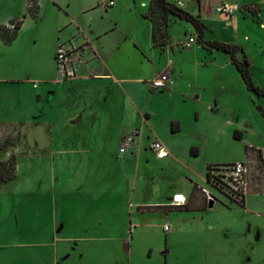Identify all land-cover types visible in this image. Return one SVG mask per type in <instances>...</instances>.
<instances>
[{
  "label": "crops",
  "instance_id": "obj_1",
  "mask_svg": "<svg viewBox=\"0 0 264 264\" xmlns=\"http://www.w3.org/2000/svg\"><path fill=\"white\" fill-rule=\"evenodd\" d=\"M169 1L176 3L182 1L181 7L198 15L204 21L208 26L206 39L233 43L242 48L239 37L241 18L251 14L260 20V14L264 11V0ZM35 2L39 4L36 18L28 12L29 0H0V27L2 25L9 27L13 21L22 20L18 34L12 42L5 43L1 36L0 41L3 46H17L20 51L19 59L33 69L38 66L45 68L48 64L57 68L55 53L60 42L72 41L83 46L82 58L87 64L81 66L75 78L58 81L59 73L58 69L57 71L55 69L39 84H32L37 108L42 110V114L54 107L58 108L66 131L75 123L82 125L90 122L89 120L96 125L99 123V116L105 117L108 120L106 122L110 124L115 123L117 117L122 118L118 119L117 125L122 122L124 114L130 112V102L135 106L134 95L124 87L130 82L149 83V89L153 91L151 95L157 96L165 89L154 88L151 80L161 73H170L174 84H182L184 76L187 79L190 77L186 74L189 69L184 60L169 57L178 49H185L178 45L182 38L179 37L182 35L176 37V44L173 45L172 28L175 23L186 21L173 20L168 27L169 43L163 48L155 47L153 24L145 15L149 10L150 0H116L115 5L107 10L98 6V0H35ZM223 3L238 6L239 9L231 15L217 12V6ZM243 9L246 11L242 12ZM188 25L196 37L194 28L190 23ZM189 36L185 32L183 38ZM195 43L201 50H205L201 44ZM152 63L158 66V72L144 78L141 75L143 69ZM190 82L192 86L196 83ZM67 95H71L74 102L70 108L63 105ZM189 95L194 102L201 97L197 91ZM106 99L121 107L117 117L112 113V109L110 110L111 103L100 112L95 108L97 102ZM127 102L129 104L126 106ZM192 112L194 122H199L201 120L199 111L194 108ZM134 115L135 122L132 126L136 130H139L138 122L141 118L145 122L153 119L152 113L138 106ZM168 121L169 131L161 134L156 132L151 138V142L156 138L160 139L168 154L159 158L151 148L150 150L158 159L166 158L182 165L188 184L180 186L178 180L169 182L167 184L169 190H164L158 197L150 198L151 200H144L142 191L138 193L135 191V186L141 178L138 173L140 159L131 146L124 153L106 152L105 158L101 159L99 149L103 148L102 144L85 145L86 143H79L76 139L60 143L54 135L53 121H43L51 126L53 134L51 141L54 145L47 151L51 155V164L60 166L58 167L60 174L56 177L57 172L54 171L51 178L39 179L34 176L31 179L32 183H35L33 187L36 185L38 189L33 194L34 190H26L24 194L26 192L28 196L26 198L32 199V206L27 208L32 210L29 216L32 224L26 228L27 240L12 244L14 247H26L27 250L24 256H0V263L24 261L25 264H142L139 256H132L131 246L134 239L141 235L138 229L147 215H162L165 231L170 230L169 223H172L167 220H172L174 216L203 218L204 212L218 205V202L208 205L202 192V188L211 190L207 176L208 166L230 160H243L242 158H247L248 154L245 151L244 154L231 158L221 156L225 155L226 143L224 135L214 125L191 133L185 132L179 119L169 118ZM118 132L121 144L127 133L121 132V128ZM235 132L239 136L238 139L245 141L246 145L256 150L261 149L254 142L248 141L246 130L237 127L232 130L228 144L237 141ZM201 140L204 145L201 144ZM180 145L183 154L176 148ZM220 148L224 151L219 154ZM262 152L264 157V150ZM67 154L70 157L66 158ZM114 156L127 167L114 169L112 167L115 164ZM57 157V163H52V159L55 160ZM31 158L26 154L25 159ZM132 159L136 161V169L129 172ZM20 161L19 158V167ZM198 161H201V165ZM70 162H73L74 167L66 169V164ZM83 163L84 166L96 168L82 167V171L79 172L75 165ZM18 177L19 173L15 179ZM258 185L260 187L253 186L256 194L246 196L243 204L223 201L217 208L246 218L250 215L264 217V213L257 210L255 204L249 205L251 197H263L264 169L263 178ZM174 194L185 195L186 203L171 204ZM98 205L101 207H97ZM29 220L27 218V222ZM133 223L136 225L133 226ZM165 225H169L168 230L165 229Z\"/></svg>",
  "mask_w": 264,
  "mask_h": 264
},
{
  "label": "rangeland",
  "instance_id": "obj_2",
  "mask_svg": "<svg viewBox=\"0 0 264 264\" xmlns=\"http://www.w3.org/2000/svg\"><path fill=\"white\" fill-rule=\"evenodd\" d=\"M29 3L31 6L35 4V0H29ZM245 11L242 10V12ZM260 17L259 20L250 14L241 18L239 37L244 53L252 63L254 82L264 86V25H261L264 23V11ZM185 32L188 36H194L187 22H178L173 25V45L176 44V37L182 35L179 38H183ZM244 53L240 52L238 57L243 58ZM19 57L20 51L17 46H3L0 41V144H7L6 147L0 149V161L15 154L17 173H19L18 179L0 182V256H24L27 250L26 247H14L12 244L27 240L26 228L31 227L32 224L29 220L32 210H27L32 206V199L26 198L28 197L26 192L24 194L26 190H34L33 194L38 189L36 185L33 187L35 183L33 184L31 179L34 176L39 179L51 178L53 175L51 173L54 171V173L57 172L56 177L60 174L58 173L60 166L51 164V155L47 151L54 145L51 141L53 136L51 126L43 121H53L54 135L60 143L64 141L68 143L76 139L79 143H86L85 145L102 144L101 148L103 147L104 150L99 149V153L102 154L101 159L105 158L106 152L119 153L121 144L118 131L121 128V132L127 133V136L122 139L131 136L130 146L139 155L138 173L142 179H139L135 191L136 193L142 191L144 200L156 198L164 190H169L170 187L167 184L174 180H178L180 186L188 184V178L183 174L182 165L166 158L158 159L150 150L153 134L169 131V118L179 119L183 123L185 132L195 133L196 130L210 125L216 126L224 135V143H226L225 151L221 148L219 150V154L224 151L225 155H221L223 157L231 158L234 155H242L246 151V142L238 138L231 144L227 143L235 127L246 130L248 141L254 142L264 150V115L256 109L255 104V101H258L264 106V98L259 99L247 89L226 53L201 50L196 43L185 49H178L169 57L173 59L179 57L187 63L189 72L187 70L186 74L190 77L188 79L185 76L182 77L184 84H169L163 88L165 91L161 95L152 96L153 91L149 89V83L130 82L124 87L134 95L135 106L130 102L134 111L130 107L129 114H124L122 122L117 125L118 119H122L117 117L121 107L107 99L100 100L95 108L100 112L111 103L110 110L112 109V113L117 117L115 123L110 124L106 122L108 120L105 117L99 116L98 124H92L91 120L82 125L75 123L69 131L63 127L62 114L58 108L54 107L42 114L33 96L32 84H39L46 75L54 72L55 69L57 71V68L48 64L45 68L38 66L33 69ZM80 69L81 67L78 71ZM156 72H158V66L152 63L143 69L141 75L148 78ZM75 76L65 78L58 74L57 80L69 81ZM190 81L196 83L193 82L192 86ZM196 91L201 97L194 102L189 94H195ZM72 92L74 93V89ZM65 103L63 105L68 108L73 105L71 95H67ZM128 104L129 102L126 106ZM137 106L153 115L150 122L140 119L139 132H136L133 127ZM194 108L200 113L199 122H194L192 112ZM201 144L204 145L202 140ZM176 148L183 154L181 145ZM26 154L32 157L31 160L25 159ZM247 154L252 168V182L247 194L250 196L256 194L253 186L260 187L258 184L263 178V167H261L263 161L260 152L256 149H250ZM68 157L70 155L67 154L66 158ZM19 158L20 167L18 166ZM57 160L58 157L55 160L52 159V163H57ZM114 162L115 164L112 165L114 169L121 166L122 168L127 167L115 156ZM130 163L129 172H134L135 159L130 160ZM198 163L201 165V161ZM72 164L73 162L66 164L65 168H73ZM84 165L83 163L75 167H78L79 172L82 171V167L96 168V166ZM262 194L263 197H251L249 205L255 204L257 210L264 213V192ZM218 196L229 201L224 196L219 194ZM219 203L212 210L204 212L203 218L202 216L199 218L197 216L195 219L174 216L172 220L168 219L167 221L172 222L169 223L171 225L169 231L164 230L162 215H147L141 223V228L138 229L141 235L134 239L131 246L132 256H139L142 264H166V262L167 264H264V217L258 218L250 215L246 218L236 213H228L217 208L220 207ZM48 204L51 205V202ZM100 205L97 207H101ZM1 263L25 264L24 261Z\"/></svg>",
  "mask_w": 264,
  "mask_h": 264
},
{
  "label": "built area",
  "instance_id": "obj_3",
  "mask_svg": "<svg viewBox=\"0 0 264 264\" xmlns=\"http://www.w3.org/2000/svg\"><path fill=\"white\" fill-rule=\"evenodd\" d=\"M115 3L116 0H98V6L105 10L113 7ZM177 4L181 6L183 2L178 1ZM237 9H239L238 6L226 3L220 4L216 8L217 12L225 15H231ZM9 27L14 29L15 24L10 23ZM195 42H197V38L195 36H189L187 38L180 39L178 41V45L182 48H186ZM82 52L83 46L75 44L72 41L69 43L60 42L58 44L55 53V60L58 73L62 77L70 78L75 76L79 68L83 64H87L82 58ZM151 83L154 88L162 89L173 83V77L168 72L161 73L160 75L153 78ZM136 132H139V130H136ZM131 140L132 137L128 136L121 141V146L119 149L120 153L127 151ZM150 148L159 158H163L168 154L166 147L158 138L151 142ZM207 176L211 190L202 188V192L208 205L225 201L224 199L220 198L218 194L226 197L229 201L238 204H243L245 202L252 182V168L250 166V161L247 158L243 160H235L231 162H222L210 165L208 166ZM186 201L187 197L185 195L174 194L171 199V204L181 205L185 204ZM165 229L168 230L169 225H165Z\"/></svg>",
  "mask_w": 264,
  "mask_h": 264
},
{
  "label": "trees",
  "instance_id": "obj_4",
  "mask_svg": "<svg viewBox=\"0 0 264 264\" xmlns=\"http://www.w3.org/2000/svg\"><path fill=\"white\" fill-rule=\"evenodd\" d=\"M28 12L37 17L39 12V4L35 2L28 8ZM255 13V12H253ZM153 24V43L155 47L163 48L169 43L168 27L173 20H182L190 23L194 28L197 42L207 50H216L229 55V60L234 65L244 81L247 89L254 93L259 99L264 98V86L258 85L253 80L252 63L245 55L241 46L233 43L223 42L216 39H206L205 35L208 31V26L201 20L198 15H194L185 8L179 6L176 2L169 0H150L149 10L145 13ZM15 28L11 29L6 25L0 27V36L5 43L12 42L17 34L18 28L22 24V20L13 21ZM244 53L243 58H239L238 54ZM256 109L264 115V106L255 101ZM237 131V130H236ZM235 137L239 138L237 132ZM7 144H0V149L6 147ZM250 149H255L251 146H246L245 150L248 153ZM262 157L264 169V157L261 149H258ZM17 177V158L15 154L0 161V182H8Z\"/></svg>",
  "mask_w": 264,
  "mask_h": 264
},
{
  "label": "water",
  "instance_id": "obj_5",
  "mask_svg": "<svg viewBox=\"0 0 264 264\" xmlns=\"http://www.w3.org/2000/svg\"><path fill=\"white\" fill-rule=\"evenodd\" d=\"M211 206V205H210Z\"/></svg>",
  "mask_w": 264,
  "mask_h": 264
}]
</instances>
